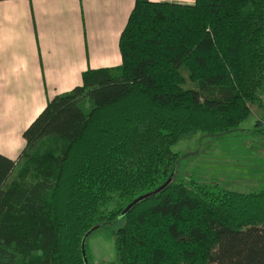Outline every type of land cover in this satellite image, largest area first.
<instances>
[{"label":"trees","instance_id":"1","mask_svg":"<svg viewBox=\"0 0 264 264\" xmlns=\"http://www.w3.org/2000/svg\"><path fill=\"white\" fill-rule=\"evenodd\" d=\"M118 48L0 153V264H87L85 235L120 215L116 264H264V187L170 174L182 136L227 133L262 100L264 0H135Z\"/></svg>","mask_w":264,"mask_h":264},{"label":"crops","instance_id":"2","mask_svg":"<svg viewBox=\"0 0 264 264\" xmlns=\"http://www.w3.org/2000/svg\"><path fill=\"white\" fill-rule=\"evenodd\" d=\"M134 1L0 0V153L15 158L23 130L83 71L120 66Z\"/></svg>","mask_w":264,"mask_h":264},{"label":"rangeland","instance_id":"3","mask_svg":"<svg viewBox=\"0 0 264 264\" xmlns=\"http://www.w3.org/2000/svg\"><path fill=\"white\" fill-rule=\"evenodd\" d=\"M189 2L191 0H172ZM186 78V86L192 83ZM257 122H259L257 124ZM178 153L170 173L176 181H197L212 189L238 192L259 191L264 187V90L262 100L251 106L250 115L227 133L191 132L173 146ZM20 165L12 175L15 178ZM116 202L108 205L112 210ZM124 220L99 225L84 237L87 264H116L114 231Z\"/></svg>","mask_w":264,"mask_h":264},{"label":"water","instance_id":"4","mask_svg":"<svg viewBox=\"0 0 264 264\" xmlns=\"http://www.w3.org/2000/svg\"><path fill=\"white\" fill-rule=\"evenodd\" d=\"M169 181V179H168ZM136 200H134L132 203H134ZM82 245H83V248H84V239H83V242H82ZM83 253H85V251L83 250ZM85 261H86V258H85Z\"/></svg>","mask_w":264,"mask_h":264},{"label":"built area","instance_id":"5","mask_svg":"<svg viewBox=\"0 0 264 264\" xmlns=\"http://www.w3.org/2000/svg\"><path fill=\"white\" fill-rule=\"evenodd\" d=\"M178 1H180V0H178Z\"/></svg>","mask_w":264,"mask_h":264}]
</instances>
